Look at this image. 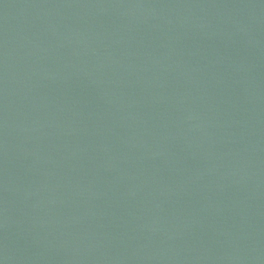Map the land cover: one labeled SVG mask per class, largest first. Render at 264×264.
Wrapping results in <instances>:
<instances>
[{"label":"water","instance_id":"95a60500","mask_svg":"<svg viewBox=\"0 0 264 264\" xmlns=\"http://www.w3.org/2000/svg\"><path fill=\"white\" fill-rule=\"evenodd\" d=\"M0 264H264V0H0Z\"/></svg>","mask_w":264,"mask_h":264}]
</instances>
